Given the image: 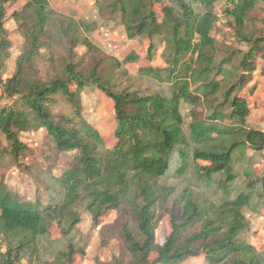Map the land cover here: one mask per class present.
<instances>
[{
	"label": "trees",
	"instance_id": "trees-1",
	"mask_svg": "<svg viewBox=\"0 0 264 264\" xmlns=\"http://www.w3.org/2000/svg\"><path fill=\"white\" fill-rule=\"evenodd\" d=\"M11 1L0 0V93L7 101L0 104V168L28 171L20 136L39 129L73 159L48 178L46 205L20 200L0 179V264H73L84 254L76 240L79 207L94 227L108 211L119 215L124 249L110 264H183L199 256L204 264H264V251L243 237L244 210L264 209V169L255 174L245 156L246 148L264 152V131L248 126L250 108L240 94L258 58L264 61V33L249 26L264 0H95L98 16L116 18L128 40L148 41V62L162 49L164 66L141 67L137 77L126 64L139 56L104 54L91 37L96 24L49 0H23L12 14L23 42L14 73L3 79ZM219 26L243 48L219 42ZM89 85L112 103V147L81 116L80 93ZM58 98L73 116L54 113ZM183 104L191 107L186 127ZM237 153L248 161L239 165ZM164 218L170 231L159 244Z\"/></svg>",
	"mask_w": 264,
	"mask_h": 264
},
{
	"label": "rangeland",
	"instance_id": "rangeland-1",
	"mask_svg": "<svg viewBox=\"0 0 264 264\" xmlns=\"http://www.w3.org/2000/svg\"><path fill=\"white\" fill-rule=\"evenodd\" d=\"M49 1L52 7L59 8L64 13L83 19L89 24H96L91 37L107 56H114L119 60H123L129 53L135 52L139 59L136 62L126 64L132 76L137 77L138 69L141 67L152 66L161 68L164 66L161 58V48H157L153 61L148 62L145 59L148 41L146 39L128 40L123 27L117 22L116 18L103 19L98 16L95 0ZM23 5V0H13L8 3L6 8L5 27L9 32L12 46L3 72V79L10 77L14 73L15 60L19 55L23 42L17 30V27L21 25L12 18V14L21 11ZM216 7L219 9V4ZM156 9L159 10V6H156ZM158 16L160 17V13H158ZM249 26L255 32L264 33V3L253 13V19ZM229 32L227 28L219 26L214 30L213 36L219 42L243 48V45L239 44ZM76 51L79 55L85 53L84 47L81 46H78ZM263 65L264 61L258 58L257 70L254 73L253 80L248 83L240 94L246 98L250 108V115L247 119L248 126L264 131V74L261 73ZM141 85L146 88L145 83ZM252 86L253 91L249 93L248 89ZM5 102L7 101L1 97L0 93V104L4 105ZM80 103L82 118L100 132L107 147H112L114 139H112V103L110 100L95 86L89 85L80 93ZM190 108L186 104H183L181 108L185 127L191 121L189 116ZM202 110L203 108L201 107L198 109L199 112ZM53 111L56 115L73 116L70 105L64 99L58 98ZM222 124H229V121L224 120ZM20 140L27 146V150L21 156L20 162L22 166H28L29 170L23 171L15 167L8 170L0 168V179L4 180L7 187L20 200L33 202L38 199L42 205H46L50 202L45 187L46 182L49 181L48 178L50 176H60L71 164L73 153H57L53 149L45 129L24 132L21 134ZM245 153V156L250 159L249 163L252 165L255 174H260L264 169V152L261 154L254 153L250 148H246ZM235 156L239 157V160L237 159L239 165H243L248 161L245 156H239L238 153ZM77 213L80 217V222L76 225V240L77 245L84 250V254H75L73 264H110L112 257L118 255L124 249L119 239L117 226H115L119 215L115 211H108L104 216L100 217L99 224L94 227L91 215L83 207L77 208ZM244 214L249 223V230L243 237L258 250L264 251V209L259 214L244 210ZM50 230L53 238L59 236L55 227L51 226ZM169 231L168 219L164 218L156 229V242L162 243ZM17 264L29 263L26 260H21ZM183 264H204L203 256L190 258Z\"/></svg>",
	"mask_w": 264,
	"mask_h": 264
}]
</instances>
